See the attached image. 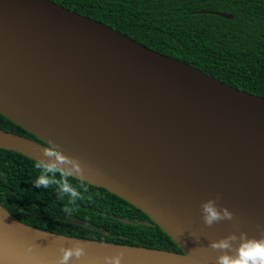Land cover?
<instances>
[{"label": "water", "instance_id": "water-1", "mask_svg": "<svg viewBox=\"0 0 264 264\" xmlns=\"http://www.w3.org/2000/svg\"><path fill=\"white\" fill-rule=\"evenodd\" d=\"M0 114L40 141L0 129V149L37 161L56 144L84 163V182L141 210L153 223H139L159 226L182 251L49 232L0 203V264H58L61 246L76 242L87 251L79 264L119 252L124 264H216L213 241L261 236L264 144L254 150L244 136L264 135V97L51 0H0ZM245 118L261 132L234 127ZM217 193L236 220L208 227L201 205Z\"/></svg>", "mask_w": 264, "mask_h": 264}, {"label": "trees", "instance_id": "trees-1", "mask_svg": "<svg viewBox=\"0 0 264 264\" xmlns=\"http://www.w3.org/2000/svg\"><path fill=\"white\" fill-rule=\"evenodd\" d=\"M103 22L161 54L182 60L206 74L264 97V0H53ZM213 11L234 15L226 19ZM0 129L37 140L0 114ZM40 142V141H39ZM37 161L0 149V203L20 221L67 236L182 253L141 210L104 188L86 182L71 216L61 211L53 186L37 188ZM57 178L59 175L57 174ZM74 186L80 181L70 178ZM125 218L137 224H125ZM81 219L109 234L77 224Z\"/></svg>", "mask_w": 264, "mask_h": 264}, {"label": "clouds", "instance_id": "clouds-1", "mask_svg": "<svg viewBox=\"0 0 264 264\" xmlns=\"http://www.w3.org/2000/svg\"><path fill=\"white\" fill-rule=\"evenodd\" d=\"M48 143L50 146L41 150L43 158L37 159L35 163V167L41 170V174L34 181V186L44 189L54 186L61 201L65 197L68 198L61 211L71 216L76 210L74 206L77 201L84 199L80 189H83L85 193L88 191L84 183L86 181L85 165L79 158L64 154L56 144ZM72 177L80 181L78 187L70 182ZM221 198V194L217 193L214 198L208 199L201 205L202 219L208 227L221 221L236 220L235 213L228 207L221 208L218 205ZM236 227L239 231V226L236 225ZM210 247L221 253L216 258V264H264V229L260 238H249L247 233L242 231L239 235L233 232L218 241H213ZM27 251L32 252L33 246L29 245ZM60 252L62 255L59 257L58 264H79L87 255L86 246L81 242H76L72 247L61 246ZM97 264H124V253L106 255Z\"/></svg>", "mask_w": 264, "mask_h": 264}, {"label": "bare ground", "instance_id": "bare-ground-1", "mask_svg": "<svg viewBox=\"0 0 264 264\" xmlns=\"http://www.w3.org/2000/svg\"><path fill=\"white\" fill-rule=\"evenodd\" d=\"M241 119V118H240ZM246 122L244 123H240L239 126L237 125V123H233L234 127H240V128H243L244 126L246 125H249L251 124V128L250 130H247L245 128V131L251 135H256L258 133L261 132V127L259 126H254L256 125L255 122L251 121V120H248V119H244ZM246 139L250 138L251 140L249 141V143H251L252 146H255L254 147V150H256L257 148H259L262 144H264V135H260V136H244ZM254 141V143H252Z\"/></svg>", "mask_w": 264, "mask_h": 264}, {"label": "flooded vegetation", "instance_id": "flooded-vegetation-1", "mask_svg": "<svg viewBox=\"0 0 264 264\" xmlns=\"http://www.w3.org/2000/svg\"><path fill=\"white\" fill-rule=\"evenodd\" d=\"M51 1H53V0H51ZM53 2H55V1H53ZM55 3H57V2H55Z\"/></svg>", "mask_w": 264, "mask_h": 264}]
</instances>
